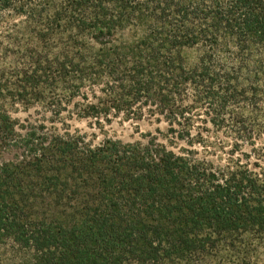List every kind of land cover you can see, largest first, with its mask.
<instances>
[{
    "label": "trees",
    "instance_id": "trees-1",
    "mask_svg": "<svg viewBox=\"0 0 264 264\" xmlns=\"http://www.w3.org/2000/svg\"><path fill=\"white\" fill-rule=\"evenodd\" d=\"M0 264H264V0H0Z\"/></svg>",
    "mask_w": 264,
    "mask_h": 264
},
{
    "label": "rangeland",
    "instance_id": "rangeland-1",
    "mask_svg": "<svg viewBox=\"0 0 264 264\" xmlns=\"http://www.w3.org/2000/svg\"><path fill=\"white\" fill-rule=\"evenodd\" d=\"M35 109L30 112L21 110L17 113V117L26 118L29 114L36 115ZM86 120H70L73 129H79L89 135V138L96 139V142L102 140L105 135L121 139L123 141L146 140L149 133L157 134L159 130L166 131L168 125L165 121H160L157 117L146 116L142 120H127L122 117L113 119V122L106 125L105 131H101L97 127ZM163 137V136H162ZM161 137V138H162ZM163 140V139H162ZM216 159L215 156H210Z\"/></svg>",
    "mask_w": 264,
    "mask_h": 264
}]
</instances>
